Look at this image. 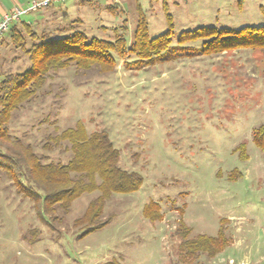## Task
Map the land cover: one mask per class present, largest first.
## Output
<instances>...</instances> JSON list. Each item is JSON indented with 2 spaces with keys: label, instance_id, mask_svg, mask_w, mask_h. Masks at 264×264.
Instances as JSON below:
<instances>
[{
  "label": "rangeland",
  "instance_id": "rangeland-1",
  "mask_svg": "<svg viewBox=\"0 0 264 264\" xmlns=\"http://www.w3.org/2000/svg\"><path fill=\"white\" fill-rule=\"evenodd\" d=\"M172 5L181 11H172L168 19L157 12L147 21L150 36L173 27L172 43L159 57L140 63L119 58L107 73L60 70L14 111L8 126L43 162H65L70 156L63 148H42L55 128L80 120L88 132L105 131L119 150L118 164L138 172L141 186L113 193L102 213V218L112 214L111 221L78 237L84 227L74 220L98 191L76 198L67 213L57 208L58 220L49 227L34 202L0 172V264H107L113 259L120 264H264V156L251 136L254 126L264 124V51L242 47L202 53L200 40L182 47L176 41L181 30L200 26H264V0ZM101 9L87 6L72 17L83 20L80 27L88 34L113 39L112 27L121 18ZM135 23L129 18L128 38ZM3 40L0 79L29 64L8 33ZM239 143L245 144L246 159L238 156ZM152 201L161 214L153 221L143 213ZM180 222L188 238L215 236L223 227L230 241L212 257L202 253L183 262Z\"/></svg>",
  "mask_w": 264,
  "mask_h": 264
},
{
  "label": "trees",
  "instance_id": "trees-1",
  "mask_svg": "<svg viewBox=\"0 0 264 264\" xmlns=\"http://www.w3.org/2000/svg\"><path fill=\"white\" fill-rule=\"evenodd\" d=\"M106 9L114 14L117 6L111 4ZM127 22L123 18L119 26L112 27L113 39L88 34L80 27L79 18L65 24L54 23L49 29L45 26L36 29L29 21L20 20L7 32L11 45L25 54L29 64L23 70L6 72L0 79V172L13 183L17 192L34 202L39 219L49 227L53 220H58L57 208L67 213L76 198L98 191L85 212L74 220L75 225L84 227L78 237L107 225L113 215L102 218L106 201L113 193L128 194L138 190L142 176L120 167L119 150L105 131L88 132L80 120L60 131L55 128V133L48 134L42 143L45 150L59 147L69 151L65 162H43L29 143L11 135L8 126L14 111L35 98L47 79L60 70L74 67L76 73L93 69L107 73L115 68L119 58H134L131 63L149 62L170 47L172 25L150 36L146 17L139 12L128 38ZM198 40L202 53L242 47L264 51V26L239 29L200 26L181 30L176 38L180 47ZM4 42L2 38L0 43ZM251 136L264 156V124L254 126ZM235 149L241 159L247 158L244 143H239ZM143 213L152 221L161 215L158 204L153 201L144 205ZM178 230L181 235L179 257L183 262L196 259L202 253L212 257L230 241L223 227L215 236L198 234L193 238L187 237L189 230L183 222L179 223ZM107 264L120 263L113 259Z\"/></svg>",
  "mask_w": 264,
  "mask_h": 264
},
{
  "label": "crops",
  "instance_id": "crops-1",
  "mask_svg": "<svg viewBox=\"0 0 264 264\" xmlns=\"http://www.w3.org/2000/svg\"><path fill=\"white\" fill-rule=\"evenodd\" d=\"M27 1L28 0H0V17L4 12L9 11L16 5H26ZM175 2H178V0H61L51 3L47 7L38 11L26 14L22 16L21 20L29 21L37 28L52 22L65 24L70 20L79 18L72 17V14L85 9L87 6L91 8L100 6L110 15L121 19L126 18L127 20H129V18L137 19L139 12H142L145 15L147 21H150L151 17L156 15L157 12L163 19H168L167 14H169V18H171L172 11L173 13L181 11V7H175L174 10L170 7L173 6L172 4ZM111 4L117 6V11L114 14L106 9V6ZM79 19L81 22L83 21L81 18Z\"/></svg>",
  "mask_w": 264,
  "mask_h": 264
},
{
  "label": "built area",
  "instance_id": "built-area-1",
  "mask_svg": "<svg viewBox=\"0 0 264 264\" xmlns=\"http://www.w3.org/2000/svg\"><path fill=\"white\" fill-rule=\"evenodd\" d=\"M58 1L61 0H28L26 5H16L4 12L0 17V40L8 32L9 27L13 23L19 22L23 15L38 11Z\"/></svg>",
  "mask_w": 264,
  "mask_h": 264
}]
</instances>
